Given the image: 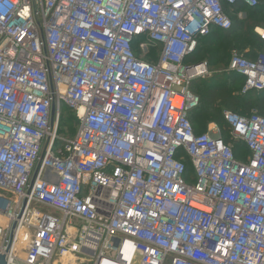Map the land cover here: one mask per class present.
<instances>
[{"label":"built area","instance_id":"1","mask_svg":"<svg viewBox=\"0 0 264 264\" xmlns=\"http://www.w3.org/2000/svg\"><path fill=\"white\" fill-rule=\"evenodd\" d=\"M224 2L258 4L0 0V254L10 263L264 264V115L224 112L246 159L217 124L198 134L190 118L201 102L192 84L210 68L185 58L213 27H232ZM229 71L245 78L243 93L264 90V55L235 51ZM64 105L73 135L60 134Z\"/></svg>","mask_w":264,"mask_h":264},{"label":"trees","instance_id":"2","mask_svg":"<svg viewBox=\"0 0 264 264\" xmlns=\"http://www.w3.org/2000/svg\"><path fill=\"white\" fill-rule=\"evenodd\" d=\"M223 6L231 17L232 27L226 30L213 27L210 35L199 38L198 41L209 38L208 47L204 45L198 46L197 44L195 51L185 58V64L195 65L206 61L210 68V64L226 63L227 54L225 50H227V46L229 45L236 47L241 54L252 60L258 58L261 54L264 55V41H262L258 33L254 30L240 33L245 28L250 11H260L261 9L260 16L264 18V0H258V4L254 7L242 3L230 6L225 2ZM240 11L246 12L247 16L245 19L238 18L237 13ZM211 37H213L212 40L210 39ZM231 37L233 39L229 44L228 39ZM211 47L214 49H211ZM215 47H222L221 52L216 50ZM148 57L154 60L156 58V49H152ZM200 80L201 78L194 81L191 87L193 92L200 96L201 100L199 107L190 115L195 132L198 134L204 133L206 132L208 122H215L222 129L225 141L232 143L237 158L246 159L249 149L243 141L232 139L223 110L226 109L239 115H249L246 112L251 110L252 104H255V110L259 114L264 115V90H251L243 93L245 78L232 71H220L203 82ZM70 119L74 120V117ZM186 165L188 173H191L192 165L190 160H186Z\"/></svg>","mask_w":264,"mask_h":264},{"label":"rangeland","instance_id":"3","mask_svg":"<svg viewBox=\"0 0 264 264\" xmlns=\"http://www.w3.org/2000/svg\"><path fill=\"white\" fill-rule=\"evenodd\" d=\"M260 11H261V9H260ZM260 11L259 10H252L249 12L248 21L246 22L244 30L240 33H243L244 31H247V30H254L256 33H258V31H257L258 27L264 29V25H263L264 24V18H262L263 16H260V13H261ZM235 36H234V38H235ZM259 36L262 39V41H264V38L260 34H259ZM208 39L209 38L199 40L198 46L204 45V46L208 47V45H209L208 42H210V41H208ZM210 39L212 40L213 37H211ZM232 39H233L232 37L230 39H228L229 44H230ZM227 47H228L227 50H225V52L227 54V57H226L227 62L223 63V64H216V65L210 64L211 65L210 66V74L206 75L205 77H202L200 81L203 82L206 79L211 78L212 75H214L215 73H218L220 71H229V64H230L233 53L235 51H237L239 53H241V52L236 47H234L232 45H229ZM215 48H216V50H219L221 52L222 47H215ZM211 49H214V48L211 47ZM258 51H261V50H258ZM255 109H256L255 104H252L251 110L246 112V114H250L252 112H257ZM225 111H227V110L224 109L223 114ZM62 114H63V121H62V125H61L60 134L63 136L73 135L76 131V127H75L76 124H75L74 120L70 119L73 117L71 115L72 111L69 109L68 106L64 105L62 108ZM212 124H216V123L213 121L208 122V126H207L206 131H208L209 127L212 126ZM32 237H33L32 232L30 234L26 233V234H24V236L21 237V240L17 246V251H16V256L18 258L23 259L25 257V255L28 251V248H29L30 240L32 239ZM81 264H93V263L90 262L89 260H87L85 262L83 261V263H81Z\"/></svg>","mask_w":264,"mask_h":264},{"label":"water","instance_id":"4","mask_svg":"<svg viewBox=\"0 0 264 264\" xmlns=\"http://www.w3.org/2000/svg\"><path fill=\"white\" fill-rule=\"evenodd\" d=\"M0 264H13V263H10L4 254H0Z\"/></svg>","mask_w":264,"mask_h":264},{"label":"crops","instance_id":"5","mask_svg":"<svg viewBox=\"0 0 264 264\" xmlns=\"http://www.w3.org/2000/svg\"><path fill=\"white\" fill-rule=\"evenodd\" d=\"M245 13H246V12H245ZM246 16H247V15H246ZM245 18H246V17H245ZM245 18H244V19H245ZM257 29H259V30H264V29H262V28H259V27H258Z\"/></svg>","mask_w":264,"mask_h":264},{"label":"bare ground","instance_id":"6","mask_svg":"<svg viewBox=\"0 0 264 264\" xmlns=\"http://www.w3.org/2000/svg\"><path fill=\"white\" fill-rule=\"evenodd\" d=\"M2 217H0V219H1Z\"/></svg>","mask_w":264,"mask_h":264}]
</instances>
